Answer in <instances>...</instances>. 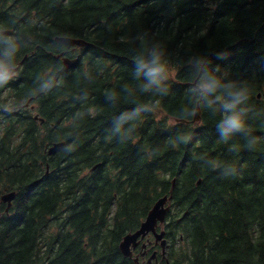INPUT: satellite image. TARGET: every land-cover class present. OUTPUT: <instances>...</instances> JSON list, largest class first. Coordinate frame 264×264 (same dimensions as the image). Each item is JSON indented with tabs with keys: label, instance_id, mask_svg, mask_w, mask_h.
I'll return each mask as SVG.
<instances>
[{
	"label": "trees",
	"instance_id": "16d2710c",
	"mask_svg": "<svg viewBox=\"0 0 264 264\" xmlns=\"http://www.w3.org/2000/svg\"><path fill=\"white\" fill-rule=\"evenodd\" d=\"M153 52L167 73L145 90ZM19 61L0 76V264H134L118 244L173 179L160 264H264V0H0V65Z\"/></svg>",
	"mask_w": 264,
	"mask_h": 264
},
{
	"label": "water",
	"instance_id": "95a60500",
	"mask_svg": "<svg viewBox=\"0 0 264 264\" xmlns=\"http://www.w3.org/2000/svg\"><path fill=\"white\" fill-rule=\"evenodd\" d=\"M56 40L67 44V45H79L84 46L87 45V42L82 39H75L68 36H58L55 37ZM76 61V58H68L63 57L62 58V69L67 70L69 67H71ZM17 67L9 68L6 71H2L1 73L3 75H10L12 74ZM199 120V107H196L195 115L193 118V121ZM42 122V119H40ZM64 145L63 141L54 142L47 148V153L52 154L56 151L60 150ZM174 185V179L172 180V185L169 190L168 194H164L163 196L159 197L155 203L152 205V207L147 212V215L145 216L144 220L140 223L139 227L135 229L134 231L126 233L122 239L120 240L118 247L120 252L123 254V256L126 257H132L133 250L137 247L139 242L148 234H152L154 237V243L159 244L161 249V254L164 256L165 251V245H166V239H165V231L161 228L166 213L169 209L168 203L171 201L172 198V188ZM15 197V191L7 192L3 195H1V200L4 202H7L6 211L11 205L12 200ZM145 244H142L144 246ZM155 257V252H153L150 257L147 259L148 263L150 264L151 259ZM133 261L135 264H139L138 262V256L135 255L133 257ZM166 264H169V262L166 260Z\"/></svg>",
	"mask_w": 264,
	"mask_h": 264
},
{
	"label": "clouds",
	"instance_id": "9594fccd",
	"mask_svg": "<svg viewBox=\"0 0 264 264\" xmlns=\"http://www.w3.org/2000/svg\"><path fill=\"white\" fill-rule=\"evenodd\" d=\"M139 68L150 78L148 84L145 85V90L151 85L160 84L167 73V65L162 60L161 54L157 52L151 54V59L139 61ZM217 86L218 82L211 78L204 79L201 85L205 91H215ZM229 95L232 97L231 102L225 105V107L229 109L235 108L237 104L248 99V92L244 88L235 89L230 92ZM220 126L224 128L225 134H231L234 131L243 129L245 127V120L242 114L234 112L231 115L223 117Z\"/></svg>",
	"mask_w": 264,
	"mask_h": 264
},
{
	"label": "flooded vegetation",
	"instance_id": "af4514ba",
	"mask_svg": "<svg viewBox=\"0 0 264 264\" xmlns=\"http://www.w3.org/2000/svg\"><path fill=\"white\" fill-rule=\"evenodd\" d=\"M15 67V66H14ZM8 67H3V66H1L0 65V76H4V75H2L1 74V71H5L6 69H7ZM17 71V70H16ZM16 71L13 73V74H11V75H9V76H6V77H9V78H11V77H15L16 76ZM24 106H27V108L32 112V113H34V105L32 104V103H29V101H27L25 104H24ZM34 116H35V114H34ZM33 116V117H34ZM158 246L157 245H154V244H146L144 247L140 244V245H138L137 247H136V249H138L139 250V253H138V255H139V258H141V259H144V258H148L149 257V255H150V253H151V251H154V250H157V252H158ZM152 262L153 263H160L159 262V260H158V257H157V255H155V257L152 259Z\"/></svg>",
	"mask_w": 264,
	"mask_h": 264
}]
</instances>
